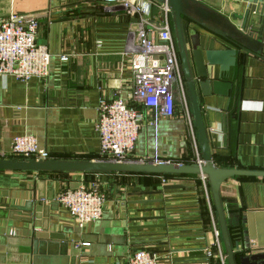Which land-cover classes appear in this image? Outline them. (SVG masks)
<instances>
[{"label":"crops","instance_id":"0c3cea01","mask_svg":"<svg viewBox=\"0 0 264 264\" xmlns=\"http://www.w3.org/2000/svg\"><path fill=\"white\" fill-rule=\"evenodd\" d=\"M201 1L227 17L242 15L246 8L241 0ZM104 7L102 0H0V21L11 14L36 17L37 45L45 47L51 56L49 74L43 80L23 83L0 76V158H8L13 138L32 136L47 152V160H99L95 130L99 99H119L134 105L129 70L120 52L126 31L136 28L135 20L122 13H108ZM151 18L159 25L157 8ZM199 33L204 43L211 37L201 30ZM214 47L221 49L219 44ZM62 55L69 56L67 63L58 62ZM216 76L209 79L208 97L198 92L206 128L213 131L210 147L214 165L264 171V57L240 53L229 74ZM191 136L182 116L160 120L155 130L146 118L133 156L156 153L162 161L192 163ZM81 176L87 175L0 172V264H125L137 250L155 252L162 261L170 254L174 264L201 263V248L194 238L205 233L212 240L208 211L212 202L198 176L169 182L183 186L172 190L188 205L178 212L198 214L192 225L179 227L175 238L168 235L173 216L163 204L154 202L166 199L171 192L158 194L160 179L138 175L95 176L106 195L103 216L99 222L79 229L56 198L75 188ZM262 191L264 180L237 178L221 185L220 195L232 229L240 224L245 229L244 215L260 206L257 192ZM141 201L150 203L138 205ZM142 209L153 211H136ZM248 216V224L264 229L258 214ZM143 217L156 219L133 221ZM164 224L165 228L118 234L121 227ZM103 241H109L108 245ZM80 243L89 246L76 247Z\"/></svg>","mask_w":264,"mask_h":264},{"label":"built area","instance_id":"2783aa9c","mask_svg":"<svg viewBox=\"0 0 264 264\" xmlns=\"http://www.w3.org/2000/svg\"><path fill=\"white\" fill-rule=\"evenodd\" d=\"M108 13H122L135 20V29H128L124 36L120 56L129 70L131 100L129 106L119 99L100 98L97 107L95 130L99 141V160L113 163L161 164L156 153L152 156L134 157L137 134L142 122L157 128L160 120L177 116V103L186 114L191 131L193 162L203 164L198 144L193 135L189 117L188 96L178 54L171 33L169 9L152 0H102ZM160 14L159 25L153 23L152 10ZM39 23L34 15L11 14L0 21V76L12 77L18 82L31 79L43 80L49 74L51 56L48 50L37 45ZM69 56L62 55L58 62L67 63ZM144 109L141 111L136 106ZM8 158L22 160H47L48 154L40 149L32 136L15 137L11 141ZM172 179V178H171ZM171 179L160 178L161 186L171 185ZM207 195V181L199 176ZM56 202L79 229L89 227L102 219L106 196L103 185L95 176H81L78 185L60 193ZM211 222V238L199 234L194 240L199 244L202 260L199 264H226L216 226L213 207L208 203ZM80 243L76 247H88ZM164 261L155 252H132L125 264H174L168 255Z\"/></svg>","mask_w":264,"mask_h":264},{"label":"water","instance_id":"95a60500","mask_svg":"<svg viewBox=\"0 0 264 264\" xmlns=\"http://www.w3.org/2000/svg\"><path fill=\"white\" fill-rule=\"evenodd\" d=\"M158 5L169 9L171 33L179 57L181 71L188 96L191 120L195 131L199 153L203 164L199 167L194 163L175 164L161 163H113L89 160H22L15 158H0V172H21L35 175H144V176H203L214 211L216 226L226 264H264V229H255L248 224V214L256 213L264 221V192H257L259 205L249 210L244 216L242 224L231 229L224 203L221 199V185L237 178L264 180L263 170H245L239 168H219L213 163V153L210 147V136L204 121L199 94L202 97L210 95V80L216 74H229L235 68L240 53L264 57V0H241L246 8L242 15L224 16L201 0H152ZM193 25L192 29L185 28L184 23ZM238 21L239 24L235 22ZM201 32L210 35L214 40L205 43ZM221 49L214 47L216 44ZM211 46H213L211 48ZM180 185H165L160 192L182 189ZM153 194V193H151ZM167 198V197H165ZM166 207V199L154 201ZM138 205L148 204V201L137 202ZM152 203V202H151ZM162 209V208H161ZM165 209V208H164ZM142 213L152 209L136 210ZM156 218L143 217L135 219L137 222H151ZM163 219V218H161ZM131 221V220H130ZM167 225L120 228L118 234L135 230H154L165 228ZM134 237L131 238L133 240ZM3 242V241H1ZM109 241H103L108 245Z\"/></svg>","mask_w":264,"mask_h":264},{"label":"trees","instance_id":"16d2710c","mask_svg":"<svg viewBox=\"0 0 264 264\" xmlns=\"http://www.w3.org/2000/svg\"><path fill=\"white\" fill-rule=\"evenodd\" d=\"M186 24H188V21L185 22ZM187 164H191L190 162H186L184 165ZM61 175V174H60ZM66 176V175H63ZM87 176H91L92 175H87ZM109 176H115V175H109ZM138 176H144V175H138ZM148 177H154V178H166V179H173V178H184L186 176H165V177H157V176H148ZM171 193L167 194V198H166V209H167V213L170 216H173L170 220V228H169V236L175 238L176 236H178V230L179 227L183 224V225H187V224H193L195 218L198 216V214L195 212H189L188 213H179L178 212V208L186 205L184 204V202L180 201L177 197L176 194H179L178 192H174L170 191ZM232 229V228H231ZM222 247V245H221ZM223 251V249H222Z\"/></svg>","mask_w":264,"mask_h":264},{"label":"rangeland","instance_id":"374dc122","mask_svg":"<svg viewBox=\"0 0 264 264\" xmlns=\"http://www.w3.org/2000/svg\"><path fill=\"white\" fill-rule=\"evenodd\" d=\"M176 111H177V115L178 116H182L184 120H186V114L183 112V109L182 107L180 106V104L177 103V108H176ZM189 117H191L190 115V109H189ZM105 193V192H104ZM106 196V195H105Z\"/></svg>","mask_w":264,"mask_h":264},{"label":"flooded vegetation","instance_id":"af4514ba","mask_svg":"<svg viewBox=\"0 0 264 264\" xmlns=\"http://www.w3.org/2000/svg\"><path fill=\"white\" fill-rule=\"evenodd\" d=\"M170 23H171V22H170ZM184 26H185V28L188 27L189 29H192V28H193V25L190 24V23H188V24L184 23ZM178 58H179V57H178Z\"/></svg>","mask_w":264,"mask_h":264}]
</instances>
